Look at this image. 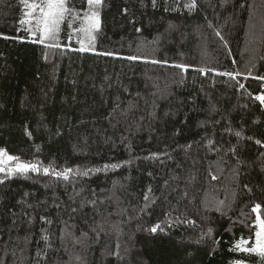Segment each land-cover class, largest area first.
<instances>
[{"label": "trees", "instance_id": "trees-1", "mask_svg": "<svg viewBox=\"0 0 264 264\" xmlns=\"http://www.w3.org/2000/svg\"><path fill=\"white\" fill-rule=\"evenodd\" d=\"M192 3L101 0L90 41L70 0L39 43L0 0V149L40 169L0 176V264H264V0Z\"/></svg>", "mask_w": 264, "mask_h": 264}, {"label": "snow or ice", "instance_id": "snow-or-ice-1", "mask_svg": "<svg viewBox=\"0 0 264 264\" xmlns=\"http://www.w3.org/2000/svg\"><path fill=\"white\" fill-rule=\"evenodd\" d=\"M24 6L29 9L26 15L32 17L35 20L34 28L28 29L32 36H36L37 31L39 32V43H44L47 40L55 41L58 39V35L61 31V24L66 21V19L74 13V9L68 7L67 5L70 3V0H39V3L32 2L29 0H22ZM87 4L89 6V12H86L83 17H76V19H80L85 23L80 29H77L78 32L85 33L90 41L94 39L92 33L96 31L100 26V21L98 18V13L96 11H91L92 8H95L101 4V0H87ZM189 7H195V0ZM33 12H38V15L33 16ZM29 21L21 20L20 23L23 25L28 23ZM7 38V37H5ZM81 51L88 50L84 47H81ZM104 55H112V53H104ZM129 59H138L136 56L129 57ZM176 67L184 68V65H176ZM261 79H264L262 77ZM243 87V85H241ZM261 103H264V95H259L256 97ZM237 136L240 133H236ZM256 144H261L260 140L255 141ZM19 161L18 157H14L9 155L4 149H0V172L4 171L3 165L6 161ZM107 167V166H105ZM112 167H116L113 165ZM31 171H39L38 165L36 163H24L18 162L15 168H9L8 171L11 172H28ZM43 171L45 173L49 172L48 168H44ZM72 172V169H66L64 172H53V175L63 177L64 179H68L69 173ZM87 171L82 173V175H87ZM148 197L145 196V199ZM94 203V202H93ZM261 209L260 204H256L252 211L257 213L256 223L258 225V231L255 232V245L250 248H245L246 252L258 253L262 258H264V218H261L259 215ZM41 219H45L42 217ZM159 225L154 226L151 231L156 232ZM211 231V230H209ZM47 239V237H45ZM241 243H245L241 241ZM240 244L237 245L239 247ZM239 264V262H238Z\"/></svg>", "mask_w": 264, "mask_h": 264}, {"label": "rangeland", "instance_id": "rangeland-1", "mask_svg": "<svg viewBox=\"0 0 264 264\" xmlns=\"http://www.w3.org/2000/svg\"><path fill=\"white\" fill-rule=\"evenodd\" d=\"M33 2V1H32ZM32 2H30V3H32ZM35 3H39V0H37ZM29 11V9L27 8V10H26V14H27V12ZM33 16H35V15H38V12H33V14H32ZM24 20H26V21H29L28 22V25H29V27L30 28H34V26H35V20L34 19H32V17H29L28 15H26L25 16V19ZM36 35H39V32L37 31V34ZM32 36V35H31ZM33 37V36H32ZM260 95H264V93L263 94H260ZM5 150V149H4ZM6 151V150H5ZM7 152V151H6ZM8 153V152H7ZM9 155H11V156H13L12 154H10V153H8ZM18 162H24V163H28V162H25V161H16V160H13V161H6V163L3 165V167H4V171H2V172H0V176H2V177H4V176H8V177H13V176H17V175H20V174H23V173H21V172H9L8 171V169L9 168H15V166H16V164L18 163ZM30 171V170H29ZM24 173H26V172H24ZM256 224V231H258L259 229H258V225H257V223H255ZM245 243H241V241L240 242H238L237 243V245L238 244H240V246L239 247H237V245H236V247H237V249H239V250H244L245 248H250V247H248L247 246V241L246 240H243ZM255 245V238H254V241H253V244H252V247ZM234 264H238V262H235ZM239 264H250V263H247V262H243V261H239Z\"/></svg>", "mask_w": 264, "mask_h": 264}]
</instances>
